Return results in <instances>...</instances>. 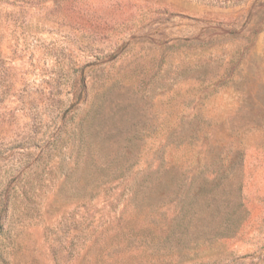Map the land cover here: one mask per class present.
Returning <instances> with one entry per match:
<instances>
[{"label": "rangeland", "instance_id": "rangeland-1", "mask_svg": "<svg viewBox=\"0 0 264 264\" xmlns=\"http://www.w3.org/2000/svg\"><path fill=\"white\" fill-rule=\"evenodd\" d=\"M0 264H264V0H0Z\"/></svg>", "mask_w": 264, "mask_h": 264}]
</instances>
